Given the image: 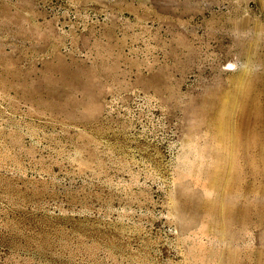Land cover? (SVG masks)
Listing matches in <instances>:
<instances>
[{"label": "rangeland", "instance_id": "1", "mask_svg": "<svg viewBox=\"0 0 264 264\" xmlns=\"http://www.w3.org/2000/svg\"><path fill=\"white\" fill-rule=\"evenodd\" d=\"M263 76L264 0H0V264H264Z\"/></svg>", "mask_w": 264, "mask_h": 264}, {"label": "bare ground", "instance_id": "2", "mask_svg": "<svg viewBox=\"0 0 264 264\" xmlns=\"http://www.w3.org/2000/svg\"><path fill=\"white\" fill-rule=\"evenodd\" d=\"M245 74V73H244ZM243 74V75H244ZM241 75V74H240ZM251 76H252V74H251ZM254 76V75H253ZM243 77V76H242ZM264 77V76H263ZM240 78V77H239ZM244 78H246V76L244 77ZM252 78V77H251ZM250 78V79H251ZM245 80H247V79H245ZM254 80V79H253ZM261 80V79H260ZM243 81V80H242ZM247 82V81H246ZM251 82H253V81H251ZM243 83V82H242ZM250 84V83H249ZM251 85V84H250ZM263 87H264V83H263V85H262ZM257 88V87H256ZM264 89V88H263ZM258 90V89H257ZM256 89H254V90H250V89H246V88H244L243 86H241V85H239L238 87H237V89H236V91H235V93H234V95H235V97H234V95H233V97H234V99L233 100H230V101H233V106H237L238 104H240V106H241V111H240V113H241V118L243 119V122H241V129H239L236 133H233V134H235L233 137H232V140H234L235 141V145L234 146H236V145H240L239 143H241L242 141L243 142H245L244 140H247V139H249V138H251V141H249L252 145L253 144H256L258 141H259V139H260V137H264V133H263V135L262 136H260L259 135V133H256L255 131H253V130H255V128H256V123H258V122H262V123H264V103H261L260 101H259V95L258 94H256ZM262 91V90H261ZM264 96V95H263ZM230 99H231V97H230ZM215 100V99H214ZM219 100V99H218ZM217 100V101H218ZM214 104V103H213ZM218 104V103H217ZM226 104V103H225ZM216 105V104H215ZM219 105L220 106H222V104H221V102H219ZM218 105V106H219ZM230 106V105H229ZM228 106V107H229ZM239 107V106H238ZM237 107V108H238ZM219 108V107H218ZM213 110H215V109H213ZM212 110V111H213ZM226 110H227V113H228V109L226 108ZM233 110V109H232ZM231 110V111H232ZM216 111H218V110H216ZM223 112H224V110H223ZM219 113V112H218ZM237 113V112H236ZM215 114V113H214ZM224 114V113H223ZM233 114V113H232ZM212 115V114H211ZM210 115V116H211ZM216 115V114H215ZM227 116V115H226ZM217 117H219V116H217ZM215 118H216V116H215ZM219 118H221V117H219ZM225 118V117H224ZM228 118V117H227ZM231 118V117H230ZM222 119V118H221ZM214 120V119H213ZM218 120V119H217ZM223 120V119H222ZM211 121V120H210ZM214 122V121H213ZM225 122V121H224ZM228 122H229V120H228ZM215 123V122H214ZM217 123V122H216ZM227 124V123H226ZM235 124V123H234ZM238 124V123H237ZM261 124V123H260ZM215 125V124H214ZM239 125V124H238ZM237 125V126H238ZM253 125H254V127H253ZM235 126H236V124H235ZM259 126V125H258ZM222 127V126H221ZM232 127V126H231ZM226 128V127H225ZM251 128H253V132H247V131H250L251 130ZM223 129V128H222ZM219 129H216V131H218ZM259 130V129H258ZM260 130H262V128L260 129ZM223 131V130H222ZM235 131H236V129H235ZM230 132V131H229ZM259 132V131H258ZM261 132V131H260ZM226 133V132H225ZM225 133H220L221 134V136H222V138L224 139V140H228V137L226 138L225 137ZM214 134V133H213ZM227 134V133H226ZM232 134V133H231ZM214 136V135H213ZM219 137V136H218ZM215 138V137H214ZM216 139V138H215ZM262 139V138H261ZM264 139V138H263ZM223 140V141H224ZM219 141V140H218ZM230 141V140H229ZM253 141V142H252ZM262 141V140H261ZM215 142V141H214ZM231 142V141H230ZM239 142V143H238ZM248 142V141H247ZM221 143H222V141H221ZM246 143V142H245ZM244 143V144H245ZM223 145H224V143H222ZM248 144V143H247ZM249 145V144H248ZM262 145H264V144H262ZM233 146V148H231V150L229 151V153H228V155H230L231 157L233 156V155H236V153H237V151H236V153H235V148L237 147H234ZM255 146V145H254ZM258 146V145H257ZM229 147H231V146H229ZM229 147H227V148H229ZM261 147V146H260ZM205 148V147H204ZM220 148V147H219ZM225 148V147H224ZM241 148V147H240ZM256 148V147H255ZM242 149V148H241ZM257 149H258V147H257ZM224 150V149H223ZM238 150V149H237ZM247 150V149H246ZM216 152L218 151V149L217 150H215ZM219 151H221V150H219ZM240 151V150H239ZM214 152V151H213ZM246 152V151H245ZM260 152H262V151H260ZM235 153V154H234ZM243 153V152H242ZM214 154V153H213ZM237 155L239 156V154L237 153ZM236 155V156H237ZM241 155V154H240ZM244 155H247V154H244ZM221 155H219V157H220ZM225 156V155H224ZM234 157V156H233ZM240 157H245V156H240ZM263 157V156H262ZM222 158V157H221ZM224 158V157H223ZM226 158V157H225ZM237 158V157H236ZM261 158V157H260ZM217 159V158H216ZM227 159V158H226ZM248 159H250L249 157H248ZM230 161H232V160H230ZM223 162H226V161H224L223 160ZM221 164V163H220ZM233 164V163H232ZM216 165V164H215ZM225 165H227V164H225ZM234 165V164H233ZM217 167H219L218 165H217ZM220 167H221V165H220ZM225 167V166H224ZM234 169V168H233ZM226 170V169H225ZM224 170V171H225ZM261 172V171H260ZM237 173V172H236ZM223 174V173H222ZM263 174V173H262ZM213 175V174H212ZM213 176H215V174L213 175ZM218 176V175H217ZM221 176H223V175H221ZM226 176V175H225ZM261 176V175H260ZM212 177V176H211ZM225 178V177H224ZM238 178V177H237ZM218 179V178H217ZM226 179V178H225ZM215 180V179H214ZM219 180H221V179H219ZM241 180V179H240ZM224 181V180H223ZM234 181V180H233ZM238 181V180H237ZM235 182V181H234ZM223 183V182H222ZM233 183V182H232ZM230 184V183H229ZM228 184V185H229ZM236 184V183H235ZM215 185V184H214ZM223 185V184H222ZM217 186H221V185H217ZM230 186V185H229ZM233 186H235L234 188H236V185H234L233 184ZM218 188V187H217ZM219 189V188H218ZM222 189V188H221ZM228 189V188H227ZM231 189V188H230ZM223 199V198H222ZM221 200V199H220ZM216 201H218V200H216ZM215 201V202H216ZM214 202V203H215ZM225 202V201H224ZM218 203V202H217ZM223 203V202H222ZM226 204V203H225ZM228 204V203H227ZM226 204V205H227ZM225 206V205H224ZM229 206V205H228ZM221 207V206H220ZM223 207V206H222ZM226 207V206H225ZM223 210V209H222ZM232 215V214H231ZM225 217H227V216H225ZM233 217V216H232ZM234 218V217H233ZM229 219V218H228ZM232 219V218H231Z\"/></svg>", "mask_w": 264, "mask_h": 264}]
</instances>
